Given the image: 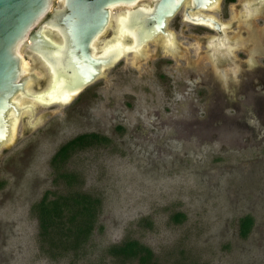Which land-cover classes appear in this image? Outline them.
I'll return each mask as SVG.
<instances>
[{"label": "rangeland", "instance_id": "obj_1", "mask_svg": "<svg viewBox=\"0 0 264 264\" xmlns=\"http://www.w3.org/2000/svg\"><path fill=\"white\" fill-rule=\"evenodd\" d=\"M245 1L221 0L206 13L230 25L228 39L256 38L260 54L235 48L218 68L203 53L216 32L179 19L169 25L176 55L156 56L154 39L140 66L107 70L95 93L24 113L15 140L0 148V264H136L109 251L129 237L165 264H264V36L256 37L264 19L240 28L234 15ZM30 83L35 91L48 84L41 73ZM92 131L108 139L64 168L100 199L99 216L82 248L52 258L40 246L35 206L66 187L54 181L57 149ZM247 214L254 223L243 237Z\"/></svg>", "mask_w": 264, "mask_h": 264}, {"label": "water", "instance_id": "obj_2", "mask_svg": "<svg viewBox=\"0 0 264 264\" xmlns=\"http://www.w3.org/2000/svg\"><path fill=\"white\" fill-rule=\"evenodd\" d=\"M140 1L0 0V148L15 140L20 120L28 111L33 115L36 103H52L48 102L51 99L61 104L68 102L101 74V69L95 67L99 60L90 53L94 39L108 25L112 8L132 7ZM220 1L148 0L134 11L129 10L128 18H120V30L131 32L138 41L127 49L137 48L160 34L170 37L168 23L182 8L185 20L224 31V22L206 13L215 10ZM263 1L258 0L257 4ZM51 10H55L54 14L45 23L64 36V44L44 32L45 23L32 33ZM29 39L31 47L39 54L51 53L53 50L46 48L50 46L56 47L53 55L57 59L65 51L67 55L65 66L62 61L55 63L58 76L53 85L39 93L31 89L23 65L26 59L23 47ZM112 51L120 56L123 47L117 43L105 49V53Z\"/></svg>", "mask_w": 264, "mask_h": 264}, {"label": "trees", "instance_id": "obj_3", "mask_svg": "<svg viewBox=\"0 0 264 264\" xmlns=\"http://www.w3.org/2000/svg\"><path fill=\"white\" fill-rule=\"evenodd\" d=\"M98 132L81 133L63 143L51 158L56 170L54 178L58 185L64 183L63 191L47 190L36 204L39 224L40 246L50 257L66 256L77 252L92 234L99 216L100 199L88 191L78 188L79 175L64 168L70 156L107 140ZM0 186L2 183L0 182ZM254 218L244 215L240 219V234L247 237ZM112 256L136 264H165L157 260L153 249L136 238H126L113 244Z\"/></svg>", "mask_w": 264, "mask_h": 264}, {"label": "flooded vegetation", "instance_id": "obj_4", "mask_svg": "<svg viewBox=\"0 0 264 264\" xmlns=\"http://www.w3.org/2000/svg\"><path fill=\"white\" fill-rule=\"evenodd\" d=\"M148 0H142L139 3H137L135 6L129 7V6H117L112 8V15L110 17L109 23L106 26V28L103 30V32H101L93 41L92 43V47L90 48V53L99 60V62L96 63V68H100L101 69V74L97 76V78L95 80H93V82H91L90 84H88L84 89H82L79 93H77L76 95H74V99L79 98L85 94H88L90 90L93 89L94 93L96 92V88H94L98 82H102L106 76V71L107 70H114L117 65L122 64L123 67L122 69H120V73L123 75V73L125 71H127L128 69H125L126 67H129L131 65H133V67H137L140 66V64L144 61L143 56L145 55V51L147 48V45L149 42L147 43H142L141 45H139V47L137 49H127V47H130L134 44H137L138 41L136 40V37L131 35L130 32H122L120 30L121 28V21L120 18L124 15H127L128 9L131 10H135L136 8H138V6L145 4ZM229 2H233L235 0H227ZM258 0H246L243 3L242 6V10L241 12H238L234 15V17H237V21L240 23V28H247V30H252V24L253 21L255 19V17H261L264 19V1L257 4ZM220 5V4H219ZM219 7V6H218ZM218 7L216 9H218ZM55 10H51L40 22L39 24L36 26V28L33 29L32 33H34L40 26H42L47 20H49L53 14H54ZM211 14V13H208ZM175 17V18H174ZM172 19H170L169 23H168V27L167 30L170 31L172 33V39L169 40L168 37H166L163 34H160L158 37H156L155 39H158V42L161 43L160 47L157 46L156 49V56L162 57L164 54H171V55H176L175 53V42H176V35L173 32L172 29L169 28V25L171 22L173 21H178L183 20V21H187L184 19V12H183V8H182V13L181 15L177 16V14L174 16ZM222 21V20H221ZM223 22V21H222ZM191 24L192 23L190 22ZM174 24V22H173ZM224 24H226L224 22ZM46 25V23L44 24ZM196 25H200V26H204L207 27L211 30H214L216 32L215 36H211L208 39H206L205 41V52H203L204 54L207 52L206 54V59L208 61H214V64H216L215 66H217L218 68H224V66H222L225 63V60H231L228 59L226 57V55H231V50L233 49H244L245 51L250 53V56L256 55V54H260L261 53V47H258L256 43V38H253V36H249L247 38H244L243 35L244 31H241L237 34H235L237 37L234 40H230L227 38V34L230 29V25L226 24L224 31H218L214 28H212L209 25H202V24H196ZM260 29V33L258 35H256V37L258 38V36L262 37L264 36V27L259 26ZM254 29V28H253ZM44 32H48L49 35L55 39H57V41H60V43L64 44L65 38L64 36L56 30H52L51 27L47 26L45 27ZM123 37V38H122ZM122 38V39H121ZM227 38V39H226ZM219 41V43L216 44L217 40ZM160 40V41H159ZM222 40L224 41L222 43ZM154 41V40H152ZM246 41H250L251 46L250 48H245L244 43ZM258 41V40H257ZM121 42L123 44V52L121 53V55L116 56V54L112 51L111 53H105V49L108 48L109 46H113L116 43ZM255 42V43H254ZM115 43V44H114ZM61 44V45H62ZM32 42L29 39L27 41V43L24 45L23 47V53L25 55V58L30 62L29 65V69L28 72L29 75L31 73L30 76H26L29 80V84L31 87V80L33 81V77L34 75H37L38 73H41L44 80L46 82H48V84L41 90L35 91L34 89V93H39V92H43L46 91V88H50L57 75L56 69L58 67V64H55L57 62L60 61L59 64H62L65 66L66 64V59H67V55H66V51L63 52V56L62 57H57L53 55L56 47H46L49 50H53L51 51V53L47 52L45 53V55H42L41 53H37L32 47ZM126 47V48H125ZM178 47V46H177ZM259 51V52H258ZM258 52V53H257ZM232 56V55H231ZM132 58L133 61H130V59ZM232 64H234L232 62ZM137 65V66H136ZM128 75V74H127ZM124 79L127 81L128 77L124 76ZM57 82V81H56ZM93 93V94H94ZM31 115V113H30Z\"/></svg>", "mask_w": 264, "mask_h": 264}, {"label": "bare ground", "instance_id": "obj_5", "mask_svg": "<svg viewBox=\"0 0 264 264\" xmlns=\"http://www.w3.org/2000/svg\"><path fill=\"white\" fill-rule=\"evenodd\" d=\"M129 10H131V9H128V12H129ZM111 11H113V9H111ZM128 12H127V15H124V16H122L123 18H128L129 17V14H128ZM224 26H226V24H224ZM225 28V27H224ZM131 33V32H130ZM131 35H133L132 33H131ZM134 36V35H133ZM123 38V37H122ZM121 38V39H122ZM168 39L169 40H171L172 39V34H171V36L170 37H168ZM227 39V38H226ZM222 42H223V40H222ZM120 44H121V46L123 47V44L121 43V42H119ZM144 43V42H143ZM115 44V43H114ZM117 44V43H116ZM110 47V46H109ZM131 47V46H130ZM138 48V47H137ZM137 48H132V49H137ZM23 65H24V68L26 69V72H28V67H29V65H30V62L27 60V59H25L24 60V63H23ZM72 97V96H71ZM70 97V98H71ZM69 98V99H70ZM56 99H58V98H56ZM67 99V98H66ZM53 100L54 99H51V100H48V102H53ZM22 102H25V100L24 99H22Z\"/></svg>", "mask_w": 264, "mask_h": 264}]
</instances>
